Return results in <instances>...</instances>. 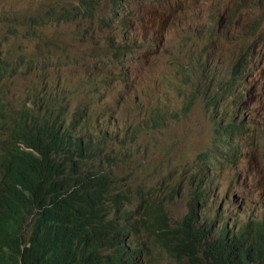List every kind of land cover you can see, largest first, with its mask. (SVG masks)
<instances>
[{
	"label": "rangeland",
	"instance_id": "374dc122",
	"mask_svg": "<svg viewBox=\"0 0 264 264\" xmlns=\"http://www.w3.org/2000/svg\"><path fill=\"white\" fill-rule=\"evenodd\" d=\"M77 3L0 0V17L17 19L9 35L7 27L0 25V61L10 67L2 85H12L8 98L16 102L33 91L30 104L42 109L46 104L42 97L45 92L61 93L64 106H70L66 127L79 104L81 109L88 107L94 115L84 120L88 128H78L77 137L93 135L96 139L101 134L110 135L105 154L93 162L87 161L88 168L105 171L115 182V193L126 197L123 179L132 169L144 165L130 182L133 200L128 211L139 212L135 218H141L143 199L156 198L175 225L189 212L194 191L192 169L196 173L202 167V177H209L210 173L199 159L210 151L214 136L207 107L203 105L204 69L208 67L213 72L212 91L220 81L238 78L233 92L264 93V0H127L126 9L119 13L110 11L105 0L93 20L75 22L67 18L60 24L49 23L48 19L44 28L40 22L33 26L25 21L27 16H46L55 9L73 10ZM115 15L118 20L112 29L104 28L102 19ZM86 31L91 33L83 37ZM52 45L58 49L52 50ZM19 47L32 58L51 57L60 65L53 61H25L21 65L17 57ZM239 62L246 65V70L235 76L233 67ZM66 63L70 66H64ZM37 67L44 71L39 73ZM94 69L111 74L109 85L100 84L98 92H91L84 83ZM101 73L95 76L100 77ZM126 79L131 84V100L126 105L129 115L125 106L120 105ZM228 102L224 108L232 107V100ZM108 111H112L116 125L107 126L111 118ZM2 123L0 115V126ZM158 123L161 126L154 128ZM4 139L6 133L0 135V141ZM237 143L241 154L244 153L239 161L219 165L213 159L214 177L210 184L213 193L218 192V201L215 206L199 210L217 227L221 201L228 194L243 196L245 191L249 206L243 214L233 203L224 206V223L233 219L231 231L249 223L264 225V122L248 131L246 137L238 138ZM111 152L122 157L128 154L133 161L116 167L108 156ZM242 173L252 178L247 189L246 184L238 185ZM199 178L198 174L196 185L201 184ZM24 236H30L29 229ZM140 239L151 249L158 264H163L164 251L146 233L142 232Z\"/></svg>",
	"mask_w": 264,
	"mask_h": 264
},
{
	"label": "trees",
	"instance_id": "16d2710c",
	"mask_svg": "<svg viewBox=\"0 0 264 264\" xmlns=\"http://www.w3.org/2000/svg\"><path fill=\"white\" fill-rule=\"evenodd\" d=\"M74 1L78 2V7L73 10L55 9L44 17L27 16L25 21L33 26L40 22L44 28L48 19L49 23L60 24L69 19L93 20L105 0ZM107 2L110 11L119 13L115 0ZM117 20L115 15L111 19L103 18L101 24L111 30ZM16 23L17 19L0 17V25L7 27L8 35ZM90 33L86 31L83 37ZM51 48L58 49L53 45ZM17 57L21 65L25 61H53L60 65L51 57L32 58L22 47L17 48ZM9 70V64L0 61V115L3 119L0 135L6 133V137L19 142L13 153L2 152L0 156V264H158L148 245L144 243L142 248L139 241L144 232L158 248L168 246L167 242L157 241L161 224L167 219L163 205L156 198L143 199L141 218H135L139 212L135 214L127 209L133 200L130 182L144 165L132 169L123 179L128 195L116 194L115 182L105 171L97 172L87 166V161L93 162L105 154L109 133L98 135L96 139L93 135L77 137L78 128H88L84 120L91 119L92 111L88 107L81 109L79 104L72 122L65 127L68 107L57 105L50 97L43 109L30 104L33 91L24 98L16 97L17 102L8 98L9 89L13 87L2 83ZM110 113L112 111L107 112ZM160 126L158 123L154 128ZM245 134V128L233 122L217 128L213 145L216 158L226 163L237 161L236 139ZM108 156L116 167L133 161L128 154L122 157L111 152ZM23 174H31L37 181L30 205L19 202L20 190L12 182L13 177ZM199 189L197 185L192 193L191 210L199 208ZM25 227L30 228L28 239L23 236ZM178 234L183 241L177 250L187 251L189 264H205L202 236L197 235L193 227H186ZM254 246L264 248L263 233ZM206 255L216 264H247V254L235 246L212 245Z\"/></svg>",
	"mask_w": 264,
	"mask_h": 264
},
{
	"label": "clouds",
	"instance_id": "9594fccd",
	"mask_svg": "<svg viewBox=\"0 0 264 264\" xmlns=\"http://www.w3.org/2000/svg\"><path fill=\"white\" fill-rule=\"evenodd\" d=\"M126 1L127 0H115V4L118 6L119 12H122L126 9ZM126 27H128L127 23L126 26H124V37L126 36ZM245 70L246 65H244L242 62H239L233 67V74L235 76H240L245 72ZM37 71L39 73H42L44 71V68L37 67ZM99 73H101L100 70L94 69L84 81L86 88H88L91 92H98L100 84H104L105 86L109 85V78L111 77V74L103 71L100 77H96L95 75ZM204 78L206 90L202 93L204 101L203 105L207 107V116L209 119V123L212 124L214 128V136L211 140L210 151L206 152L203 155H200L199 159L202 161L204 167L207 168L210 173L209 177H202V167H199L196 170V173H193L195 170L193 171L192 169L191 177L194 181L192 187L195 189L197 185H200L199 208L194 210H191L189 208V212L187 213V215L184 216L182 220L175 225L171 223L168 216L166 221L161 224V228L157 236V241H160L162 244H164L165 242L168 243L167 247H160V249L164 251L163 264H189L188 257L186 255L187 251L177 250V248L181 245V242L183 241L182 236L178 234V232L183 231L186 227H193L195 233L197 235L200 234L202 236V239L200 240L204 247L202 255L205 257V264H216L209 255H206V251L208 250L209 246L221 244H224L229 248L235 246V248L237 247L238 249H240L243 254H247L245 257V262L247 264H264V248L254 246L259 240L261 233H263L264 241V225L258 222L249 223L248 225L243 226L239 230L235 229L234 231H231L230 226L231 221L233 219L230 218L229 223H224L222 217L224 206L228 205L229 203L235 204L237 211L240 214H243L247 210L249 202L248 196L245 194V191L243 192V196H240L237 193H234L232 195L228 194L225 199L221 201V205L217 211L216 216L217 227L211 225L208 218L199 212L201 208L215 206L213 204L218 201V192L216 191V193H213V188L210 184L212 178L214 177L213 167L211 165L213 159L217 160L216 163H218L219 165H224L226 163L225 161H222L216 158L215 156V152L213 150L215 130L220 126L225 127L229 123L233 122L239 126H243L246 130V134L244 136H238L237 139L246 137L248 131L255 130L258 125L264 122V109L262 108V100H264V93L233 92V84H236L238 82V78L229 81L222 80L220 81L218 88L215 91H212L211 84L214 80V76L212 70L208 67L204 69ZM125 84L126 91L120 101V105L125 106V112L129 115L130 108L126 107V105L128 106L131 100V84L127 79L125 80ZM222 85H224L223 88H221ZM36 89L37 87H35V91ZM45 93L46 95H42V97L45 98V103L47 101V97H50L52 100L56 101L57 105H64L63 102L65 99L63 98L61 93H57L54 95L52 93ZM79 96L81 97L82 93H79ZM228 100H232V107L224 108L225 104H230ZM245 105H247L248 107H244ZM66 107H68L69 111V106L67 105ZM108 115H111L109 125H116L117 121L114 120V118L112 117V113ZM237 139V161H239L241 155L244 156V153L241 154ZM18 142L19 141L9 137H6V139L0 141L3 154L13 153L17 148ZM198 174L200 175L199 179H201V184L196 185V177ZM251 179L252 178H250L249 176H245L244 173H242L238 179L239 187H241L240 184H242L243 186L246 184L247 189L249 184H251ZM12 182L17 185L18 189L20 190L19 202H23L26 205H30L33 201L37 186V181L35 177L31 174H23L13 177ZM207 184H209V186H207ZM26 229H29L30 232V228L25 227L23 231V236ZM141 247L144 248V243L141 244ZM136 259L139 260L140 258L136 257Z\"/></svg>",
	"mask_w": 264,
	"mask_h": 264
},
{
	"label": "bare ground",
	"instance_id": "6f19581e",
	"mask_svg": "<svg viewBox=\"0 0 264 264\" xmlns=\"http://www.w3.org/2000/svg\"><path fill=\"white\" fill-rule=\"evenodd\" d=\"M115 190V189H114Z\"/></svg>",
	"mask_w": 264,
	"mask_h": 264
}]
</instances>
